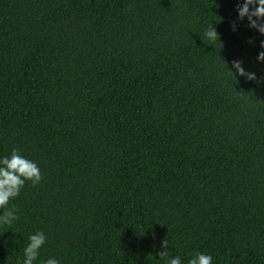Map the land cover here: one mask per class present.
<instances>
[{
	"label": "trees",
	"instance_id": "trees-1",
	"mask_svg": "<svg viewBox=\"0 0 264 264\" xmlns=\"http://www.w3.org/2000/svg\"><path fill=\"white\" fill-rule=\"evenodd\" d=\"M242 3L0 0V159L43 176L0 264L37 231L33 264H165V238L181 264H264V36Z\"/></svg>",
	"mask_w": 264,
	"mask_h": 264
},
{
	"label": "clouds",
	"instance_id": "clouds-1",
	"mask_svg": "<svg viewBox=\"0 0 264 264\" xmlns=\"http://www.w3.org/2000/svg\"><path fill=\"white\" fill-rule=\"evenodd\" d=\"M237 12L239 20L246 17L249 28L255 29L264 36V0H243L242 5L238 6ZM233 30L235 29L233 28ZM204 35L209 41H219V35L212 24L205 30ZM260 48L264 49V41L261 42ZM257 61H264V51L259 52ZM232 68L235 69L237 75L245 77L247 81L256 80L255 74L246 72L240 61H233ZM229 72L234 77L233 73ZM259 82L257 81V83ZM42 179L39 166L22 156L17 149H13L10 156L0 159V209H3V215H0V225H12L18 219L16 208L9 207V203L20 194L25 183L31 182L35 186ZM28 241L23 250L22 264H33L39 255V250L46 242V236L43 232L37 231L28 237ZM161 243L163 251L158 253L159 258L163 259L165 264H181L179 256L169 258V253L166 251L167 239L165 238ZM17 264H21V262L18 261ZM44 264H60V261L48 258ZM188 264H212V256L197 252L193 258L189 259Z\"/></svg>",
	"mask_w": 264,
	"mask_h": 264
}]
</instances>
